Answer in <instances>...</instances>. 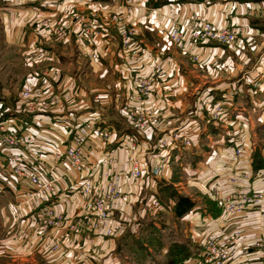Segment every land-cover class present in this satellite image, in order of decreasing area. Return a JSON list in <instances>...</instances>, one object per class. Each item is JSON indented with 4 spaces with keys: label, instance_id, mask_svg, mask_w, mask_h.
<instances>
[{
    "label": "crops",
    "instance_id": "crops-1",
    "mask_svg": "<svg viewBox=\"0 0 264 264\" xmlns=\"http://www.w3.org/2000/svg\"><path fill=\"white\" fill-rule=\"evenodd\" d=\"M54 1L56 0H48V2ZM127 1L133 0L122 2L117 0H72L64 5H72L67 12L63 11L64 8L51 7V14L54 17L68 21L66 23L67 30L70 29L73 17L76 15L96 19L100 26L96 37L82 41L79 35H71L73 38L69 39L73 40L74 46L68 44L62 48L70 49L69 56H72L73 49H78L76 51L86 58L88 68L96 75L93 80L98 79V81L95 83L91 80L90 83L84 85L80 77L62 75L60 67L63 59L58 55L59 53H56L55 48L53 49V45L42 44V41L53 44L49 40L50 34H40V50L44 56L48 54L47 57L50 60L47 62L43 59L41 65V60H37L35 64L38 66L34 70L26 59L25 64L30 69L28 68L24 74L26 76L25 83L35 87L40 84L38 88L49 87L53 93L55 91L60 100L33 117L34 119L30 116L23 119L28 127L26 133L31 136L33 149L35 152H47L48 155L54 151H63L69 141L65 135L66 127L76 124L78 120H86L96 112V109L104 111V116H101L99 120L113 127L114 136L126 131L123 124L125 129L122 128L123 130L120 131L119 123L109 119V115L120 117L126 110L131 109L130 104H127L126 109L119 115L120 109L124 106V101L130 93V84L136 76L153 77L154 82L150 93L148 92L144 107H150L154 112L161 113L164 126H172L195 111L198 117L197 121L204 124L200 137L196 138V136L193 139L194 149L181 150V153L176 151L170 153L169 165L179 161L178 166L183 180V185H180L181 191L194 202V207L189 214L179 220L185 226L184 234L182 237H174L186 240L190 245H196L207 234L212 233L217 237H225L233 230H238L240 231L239 246L236 247L231 261L225 264H258L255 263V260L259 259V262L264 264V260L259 258L261 253L255 257L250 256L243 261H238L242 249L261 236L260 228L264 227V208L263 224L259 228L256 209H251L242 218H227L217 202L212 201L208 195L213 190L224 188L222 180L224 174H217L216 165L220 161V151L230 144L229 139L225 136V131L239 130L244 126L250 134L253 147L252 169L255 151L264 160V78L261 79L260 87L256 91L249 87L253 79L260 74L258 59L264 55V0H148L143 5L144 9L136 8L134 13L123 17L122 23H115L112 17L116 15L118 7ZM7 5L8 15L15 16L12 18L17 17L20 20L25 19L28 14L47 15L49 12L40 8L38 4H30V6L25 0L11 2ZM83 6L84 12L77 9ZM192 12L216 27L235 28L238 31L240 43L236 46L226 47L188 44L185 50L178 49L169 40L172 25L177 20L185 19ZM11 26L10 29L5 27L8 38L19 42L16 37V34H20L19 30L13 24ZM33 35L27 36L25 47L30 44ZM54 37L57 39L55 34ZM185 39L186 42H189L187 33ZM124 40L128 42L124 43ZM85 48L97 53L98 60H89L82 52ZM57 63L58 66H56ZM261 63L264 65V57ZM154 64L157 70L153 68ZM111 75L113 76L110 78ZM158 78L162 79L163 84ZM168 91L166 103L163 105L158 101V95ZM195 92L196 96L191 105L188 98ZM221 94L226 95L229 99L228 109L223 122L215 125L207 120L204 110L197 102L200 100L201 103L206 99L215 102L220 99ZM64 96H68L69 99L61 100ZM17 99L18 94L7 102L0 98V106L5 103L6 108L14 109ZM194 102L196 103L194 104ZM134 106L137 104L134 103ZM151 140L145 141L146 147L151 145ZM47 141L51 142L53 147L48 148L49 145L45 144ZM115 156L120 166L125 169L126 154L117 155L115 153ZM98 159H100V155L96 160ZM262 172L264 173V170ZM253 173H255L254 170ZM195 177L198 182L190 181ZM168 178L167 175L166 180ZM11 182L15 185V191L6 190L0 194L1 213L6 217V211L15 223L34 224V221L29 218L30 215L26 214L24 210L13 208V203L19 199L18 188L22 184L16 180ZM24 187L28 188L25 185ZM70 187L72 188L70 183H65L58 196L62 197L63 194L70 193ZM141 187L150 188L149 183L145 180L138 181L130 189L131 194L119 203V206L122 207L123 203L128 204V208L133 206L136 203V197L138 199ZM190 193L196 196L195 199ZM84 200L83 196H80L68 202L63 207L66 218L69 219L78 214ZM55 209L60 211L61 207L56 205ZM51 235V238L46 236L47 241L44 242L40 234V258L42 259L48 258L45 256V251L49 244L61 242L62 246L67 245L70 253H76L79 252L81 246L105 240L100 236L95 239L94 235H91L92 238L88 235H75L65 229ZM60 254L55 257H60ZM81 254L85 255V251ZM55 257L54 260H56Z\"/></svg>",
    "mask_w": 264,
    "mask_h": 264
},
{
    "label": "built area",
    "instance_id": "built-area-1",
    "mask_svg": "<svg viewBox=\"0 0 264 264\" xmlns=\"http://www.w3.org/2000/svg\"><path fill=\"white\" fill-rule=\"evenodd\" d=\"M26 1L40 5L51 16L52 6L59 8L72 0ZM147 2L148 0L127 1L118 7L116 15L112 17L113 21L122 23L124 16L131 15L136 8L144 9L143 5ZM74 21H78V26H75ZM99 28L96 19L76 15L69 30L67 27H59L57 33L54 30V34L61 41L59 38H64L66 32L70 31L72 35H79L82 41H87L93 36V31L97 32ZM186 33L189 42H186ZM169 40L181 50H185L188 44L226 47L240 43L235 28L216 27L193 12L185 19L173 23ZM127 42L124 40V43ZM96 56L98 54L94 52L87 58L93 61ZM263 57L261 55L258 59L260 74L251 82L253 90L259 89L261 79L264 78V65H261ZM153 82V77L138 76L131 83L132 91L130 90L131 93L121 108L125 110L127 104L131 106L123 114L126 131L114 136L113 127L100 121L101 115L95 112L86 120H78L76 124L66 127L65 135L69 139L67 146L63 151H54L51 155L47 152H35L23 119L35 117L56 104L60 97L49 87L28 85L22 88L14 109L7 108L2 112L0 106V194L6 190L15 191V185L11 181L21 182L22 185L18 188L20 196L13 203V208L22 209L29 214L30 220L39 226L41 233L54 234L65 229L82 236L103 230L111 234L113 214L120 208L115 203L124 201L131 194L130 189L140 180L149 183V192L152 187H157L162 179H166L170 153L177 148L194 149L193 139L200 137L204 129V124L197 121L196 111L172 126H164L161 113L144 107ZM166 97V93H161L157 99L165 105ZM68 99V96H64L61 100ZM228 102V97L221 94L218 101L206 99L201 103L198 100L197 103L204 110L207 120L218 125L226 116ZM225 136L230 144L220 151V161L216 165L217 174H224V188L213 190L208 194L209 198L216 201L223 214L231 219L242 218L251 209H256L260 228L263 224L264 173H253L250 134L242 126L239 130L225 131ZM146 140H151L149 147L145 146ZM45 144L49 145L48 148L53 147L49 141ZM115 153L126 154L125 169L120 166ZM97 155H100L98 160ZM196 180L195 177L190 181L198 182ZM65 183L72 185L71 191L59 197V191ZM80 196L85 200L78 214L66 218L63 207ZM56 205L61 207L60 211H56ZM146 206L150 211H163L155 194L153 196L151 192ZM260 231L261 236L242 249L240 257L246 259L261 253L259 258L264 260V227ZM239 237L238 230H233L225 237L207 234L196 244L195 255L192 253L182 264H224L234 257V251L239 246ZM259 261L260 259L255 260V263L261 264Z\"/></svg>",
    "mask_w": 264,
    "mask_h": 264
},
{
    "label": "rangeland",
    "instance_id": "rangeland-1",
    "mask_svg": "<svg viewBox=\"0 0 264 264\" xmlns=\"http://www.w3.org/2000/svg\"><path fill=\"white\" fill-rule=\"evenodd\" d=\"M15 1L19 0H0V98L7 102L15 98L17 94L19 96V92L22 88L28 86L26 85L27 83H25L26 76L24 74L30 67H27V64H25L26 59L28 63H31L30 66H32L34 70L38 66L35 64L37 60H41L40 65L43 59L49 62L50 59L47 57L48 54L44 56L42 50H40V34H50L49 40L53 44H49V42L44 43V41H42V44L53 45V49L55 48L56 53H59L58 55L63 59L60 67L62 75L80 77L84 85L90 83L96 75L88 68L87 62L85 61L86 58H83L79 51H76L78 49L71 50L72 56H69L68 52L70 49L62 48L68 44H73L72 46L75 44L72 39H69L73 38L70 31L66 32L64 38H59L61 41H58L54 37V30L57 33V29H59V27H66L68 21H65L63 18L54 17L53 15L49 16L46 14L39 15L33 13L28 14L23 20L17 17L12 18L15 16L11 17V15H8L6 8L8 6L7 4L11 2L15 3ZM70 6L72 5H63L60 6V8H64L63 11L67 12L70 10L68 9ZM77 9L82 12L85 10L84 6L78 7ZM72 10H74V8H72ZM11 24L19 30L20 34H16L19 42H17L16 38V42L10 37L8 38L5 27L7 26V28L10 29L12 27ZM74 24L78 26V21H74ZM29 34H34L30 42L32 45L29 44L25 47V41ZM92 35L93 36H90L89 39L96 37L98 33L93 31ZM25 49L26 52L24 53ZM82 52L87 57L94 54L93 50H86V48ZM61 54H63V56H61ZM98 58L99 57L96 56L93 61L98 60ZM56 66H58V63ZM153 68L157 70L155 64ZM112 76L113 75H111L110 78ZM158 77H160L159 74ZM136 78H138V76H136L135 79ZM97 81L98 79L93 80L95 83ZM162 82L163 81H161V83ZM37 86L40 87V84ZM175 86L177 85L175 84ZM249 87L251 88V86ZM131 88H133V84H130V89ZM254 91L252 90V92ZM168 93L169 91L166 92V94ZM195 96L196 92L190 95V97L188 96L191 105ZM196 102H194V104ZM6 107L5 103H3L1 111L4 112L7 109ZM123 111V109H120L119 115L122 114ZM88 112L89 110L87 113ZM96 112L104 116L103 110L96 109ZM126 113L127 111L123 114ZM123 114L120 115V117L117 115H109V119L119 123L121 127L120 131L126 127L122 118ZM177 150H173V152L176 151L177 153H181L180 148H177ZM178 164L179 161L176 162V164L173 163V165H171V163L169 165L168 162L169 168L166 174V177L167 175L169 176L168 180L162 179L157 184V187H152L150 189L151 194L153 196L155 194L158 203L163 207V211L157 209L150 211L147 208L146 204L150 192L148 189L141 187L138 199L136 197V203L133 206L128 208V204L123 203V206H120V208L114 212V221L110 227L112 233L107 234L106 231L103 230L101 232L97 231L95 234H88V237L90 236L91 238V235H94L95 239H97L96 237L98 236H103L105 240H103V242L95 241L93 243H88L86 246H81V249L78 250L79 252L76 253H70L67 245L62 246L61 242H56L52 245L49 244V247L46 249L45 256H48V258H40V234L45 242L47 241L45 237L51 238V233H41L36 223H15L14 219H11L6 211V217L0 211V264H165L167 258L164 257V253L169 244L172 242L186 241L174 237H182L185 230V226L179 222L180 219L176 218L173 214L174 196H185L180 188V185H183V180L181 179L180 167ZM170 186H172V188L169 191L166 188ZM190 194L193 195L192 193ZM195 197L196 196L193 195L194 199ZM115 205L119 207V204L115 203ZM151 236L152 238L155 237L158 239L160 243H155V241L151 239ZM191 246V255L192 253L195 255L194 248L197 246L195 244ZM87 248L88 250H86ZM84 251L85 255L81 254V252ZM59 254L60 257L64 259L55 257ZM54 257L56 260H54ZM239 260L240 259H238V261Z\"/></svg>",
    "mask_w": 264,
    "mask_h": 264
},
{
    "label": "trees",
    "instance_id": "trees-1",
    "mask_svg": "<svg viewBox=\"0 0 264 264\" xmlns=\"http://www.w3.org/2000/svg\"><path fill=\"white\" fill-rule=\"evenodd\" d=\"M253 170L255 173L264 170V160L261 159L257 151H255L253 155ZM171 188L172 186L167 187L166 189L170 191ZM173 199H174L173 214L176 218L181 219L185 217L194 207V202L189 197L176 195L174 196ZM151 239L154 240L155 243L159 242L158 239H156L155 237L152 238L151 236ZM190 256H191V245L188 241H179V242L170 243L167 252L164 255V257L167 258L165 264L182 263Z\"/></svg>",
    "mask_w": 264,
    "mask_h": 264
},
{
    "label": "bare ground",
    "instance_id": "bare-ground-1",
    "mask_svg": "<svg viewBox=\"0 0 264 264\" xmlns=\"http://www.w3.org/2000/svg\"><path fill=\"white\" fill-rule=\"evenodd\" d=\"M96 113L102 116V114H100L99 112H96ZM232 258H233V256H232L228 261H226L225 263H228L229 261H231ZM238 259H240L241 261L243 260L242 257H239ZM240 260H239V261H240ZM225 263H224V264H225Z\"/></svg>",
    "mask_w": 264,
    "mask_h": 264
}]
</instances>
